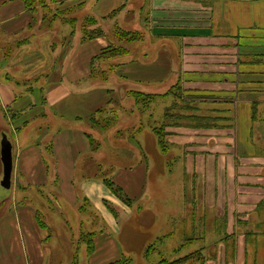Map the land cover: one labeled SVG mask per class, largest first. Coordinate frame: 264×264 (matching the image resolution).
I'll use <instances>...</instances> for the list:
<instances>
[{
	"label": "rangeland",
	"instance_id": "rangeland-1",
	"mask_svg": "<svg viewBox=\"0 0 264 264\" xmlns=\"http://www.w3.org/2000/svg\"><path fill=\"white\" fill-rule=\"evenodd\" d=\"M183 1L180 3H185V15L196 13L195 7L200 8L202 17L208 15L209 21L212 15L214 27L210 25L206 32L197 31L198 27L190 30L199 38L213 33L226 39L221 41L223 47L217 49L216 41L213 45L202 38L197 39L198 44L183 45L182 55L170 49L175 61H152L151 56L160 51L158 46L147 49L152 0H98V9L115 6L105 16L95 14L97 0H46L45 6L36 2V10L23 16L28 24L21 35L7 37L0 30V86L9 83L22 97L31 95L30 88L46 90L66 81L68 61L62 65V61L50 60L54 51L62 58L72 43L75 52L87 27L91 38H85L90 43L82 60L88 56L90 76L83 79L82 85L105 89L113 95L100 116L104 126L98 128L99 140L104 143L98 148L105 146L107 159L110 153L125 160L127 155L132 159L141 153L150 155L154 164L150 195L155 201L144 202L156 209L158 218H152L148 227L140 226L138 236L146 244L142 251L136 249L133 256L127 257L129 264H157L159 258L172 261L194 251L200 254L190 264H264V0ZM22 5L23 0H0V18L17 15ZM56 13L66 19L57 17L50 23ZM68 18H75L74 23ZM71 36L73 40L68 43ZM100 36L109 43L104 51L91 42ZM26 40L29 45L23 48ZM225 43L231 46L224 47ZM92 45L97 47L95 53ZM6 51L19 61H5ZM94 54L101 58L92 61ZM223 54H227V61H237L228 65V76H237L243 70L251 81L240 82L237 77L232 83L237 88L230 95L225 91L229 83L217 72L225 67L219 63ZM249 61L261 63L251 66ZM159 76L165 80L151 81ZM175 85L181 99L166 95ZM137 93L155 97L144 104ZM244 99L248 101L239 102ZM40 105L44 112L50 108L48 99ZM216 108L223 112H216ZM10 111L18 112L0 103V264L8 263L6 255L14 235L8 214L13 188L3 185L2 140L6 136L15 153V127L24 130L21 139L34 141L43 139L42 130L51 124V115L46 112L42 117L30 118L25 128L22 122L11 121ZM180 114L191 115L195 121L190 117L192 123H186ZM136 188L129 181L124 192ZM159 202H167L168 210ZM13 209L16 211L15 206ZM151 243L157 249L146 254ZM9 261L12 264L14 260Z\"/></svg>",
	"mask_w": 264,
	"mask_h": 264
},
{
	"label": "crops",
	"instance_id": "crops-1",
	"mask_svg": "<svg viewBox=\"0 0 264 264\" xmlns=\"http://www.w3.org/2000/svg\"><path fill=\"white\" fill-rule=\"evenodd\" d=\"M181 1L183 0H152L148 12L150 35L147 41H150V46L147 49L158 46L157 52L160 50L158 54L151 56L152 61H175L172 54L170 55V49L175 48L182 55L183 45L198 44L197 39L202 38L212 41L213 45L216 41L217 49L223 47L221 41L226 39L217 38L219 36L213 33H205L199 38V34L190 30L198 27L197 31L206 32L210 25L213 26L212 15L210 14L209 21V16L202 17L198 7L194 8L196 13L185 15V3H180ZM99 3L94 9L98 16H105L115 8L108 4L98 9ZM22 6L17 15L0 18L1 35L13 37L23 33L28 24L23 16L31 11L25 4ZM20 16L22 21L18 22ZM73 37L67 42H72ZM84 40L80 35V44L75 52L72 43L69 48H65L62 58V54L56 57L54 51V57L50 60L62 61V65L68 61L70 72L66 81L54 83L46 90L33 88L30 90L31 95L22 97L14 93L9 83L0 86L2 107L11 106L20 111L23 115L16 120L22 122V125L28 122L25 125L28 127L30 118L42 117L46 112L51 115V124L41 132H45L43 139H21L24 130L17 131L15 127L18 149L13 152V192L10 196L13 203L8 212L9 228H13L14 235L6 255L7 264H10L11 258L14 260L12 264L15 261L17 264H112L133 256L136 249L142 251L146 243L144 244L143 237L138 236L139 228L148 227L152 218L154 221L158 218L156 209L147 204L155 201L150 195V175L154 167L151 156L139 153L133 155L132 159L127 155L125 160L110 153L107 159L105 146L97 149L99 126H90V119L99 116L98 112L110 103L113 95L105 89L88 88L89 84L82 85L83 79L90 76L88 56L82 60L83 51H88L90 41ZM91 42L97 44L100 51L109 46L104 36L94 38ZM226 44L230 45L225 43L224 47ZM27 45L28 42L23 48ZM92 46L95 53L97 47ZM52 48H55L54 45ZM223 55L224 57H219V63L225 67L217 72L221 78L224 77L225 83H229L230 88H225V91L230 95L237 88L232 84L237 77L240 82L251 81H248L249 76L244 75L243 70H239L240 74L237 76H228V65H235L237 61H227V54ZM4 57L6 59L2 60L5 61H19L5 54ZM164 78L159 76L151 81L163 82ZM46 99L50 108L44 112L45 108L40 103H44ZM246 101L248 100H239L240 103ZM26 109H30L29 112H24ZM88 133L96 135L95 142H92ZM106 173L111 175L112 181L123 191L129 181L137 187L136 190L126 191L131 200L130 205L123 202L105 184L103 179ZM125 177L129 178L127 182ZM20 192L22 203L18 198ZM159 203L168 210L167 202ZM14 206L16 211L13 212ZM87 234H92V251H89L86 243L81 242L82 235Z\"/></svg>",
	"mask_w": 264,
	"mask_h": 264
},
{
	"label": "trees",
	"instance_id": "trees-1",
	"mask_svg": "<svg viewBox=\"0 0 264 264\" xmlns=\"http://www.w3.org/2000/svg\"><path fill=\"white\" fill-rule=\"evenodd\" d=\"M24 1V4H25V6H26V8L27 9H29V10H31V11H35L36 10V2H38V4L40 3L42 6H45V4H46V0H23ZM57 17H62L63 19H66V17L65 16H63V15H61V14H59V13H56V14H54L53 15V17L51 18V20H50V23L51 22H53L54 21V19L55 18H57ZM44 20H47L48 19V17L45 15L44 16ZM67 20H69L70 22H73L74 23V20H75V18H68ZM86 30L87 31H85L84 32V39L85 38H87V39H90L91 38V36L88 34L89 32H88V29H87V27H86ZM132 36H134V35H132ZM128 38V37H127ZM134 38V37H133ZM24 42H28L27 40L26 41H24ZM10 49L11 48H8L7 50H9L10 51ZM9 51H6L4 54L6 55V56H9V54H10V52ZM114 51V50H113ZM101 57L99 56V57H94L93 58V60L92 61H96V60H98V59H100ZM261 63V61H249V64L250 65H259ZM96 67H95V65H94V63H92V69H93V71H94V69H95ZM174 87V88H173ZM172 88L173 89H171L166 95H173V97H174V99H175V97L176 98H180V96L178 95V91H177V85H175V86H173ZM175 87H176V90H175ZM179 87V90H181V88H182V86L180 85V86H178ZM33 88H30V90H32ZM137 95V98L139 97V99H143L142 100V102L145 104H150V99L152 100V99H154V98H152V97H155L154 95H151V94H143V93H137L136 94ZM214 98H215V96H214ZM213 98V99H214ZM181 99V98H180ZM176 103H174L173 104V106H174V109L176 108ZM172 106V107H173ZM219 110V112H223V110L222 109H220V108H216V112ZM104 112H105V108L104 109H101L98 113H99V116L98 117H91V119H90V123L92 124V126H93V124H97L98 126H100L99 128H102L103 129V121H101V119H100V116L102 115V114H104ZM171 112V111H170ZM9 114V116H10V114H11V121H13V120H15V119H17V118H19V117H21L23 114L21 113V112H14V113H12L11 111L8 113ZM168 114H169V112H168ZM176 114V116H178V114L177 113H175ZM183 116L184 115H179V117H181V118H183ZM190 117H191V119H193V121H195V117L193 118L191 115H185L184 116V118H185V122L186 123H188V122H191L192 123V121L190 120ZM180 118V119H181ZM103 123V124H102ZM26 124H28V122H26L23 126H25ZM200 124H202V123H199V125ZM21 129V127H17L16 128V130L17 131H19ZM88 136L90 137V139H92V142H95L96 141V139H95V137L94 136H92L91 135V133H88ZM160 136V135H159ZM162 139H161V137H160V139H159V145L161 146L162 145V141H161ZM101 141L100 140H97L96 141V145H97V149H99L98 147L99 146H101ZM103 181L105 182V184L113 191V193L116 195V196H118L123 202H125L126 204H128V205H130V203H131V200L129 199V197L125 194V192L123 191V189L121 188V187H119V186H117L113 181H112V179H111V177H110V174L109 173H107V174H105V176H104V179H103ZM92 234H87V235H82V239H81V242H83V243H86L88 246H89V251H92L93 250V248H94V244H93V241H92ZM162 239V237L160 238V239H158V241L159 240H161ZM182 247H180L179 249H181ZM155 249H157V246L155 245V243H151V244H148L147 245V247H146V254L147 253H149L150 254V252H153ZM198 254H200V252H198V251H194V252H192V253H190V254H188V255H186V256H183V257H180V258H177V259H175V260H172V261H169L168 259H166V258H159V260L157 261V264H190V261L192 260V259H194L195 258V256L196 255H198ZM130 263V259H128V258H124V259H122L121 261H118V262H115V263H112V264H129ZM203 264H205V262H203Z\"/></svg>",
	"mask_w": 264,
	"mask_h": 264
},
{
	"label": "water",
	"instance_id": "water-1",
	"mask_svg": "<svg viewBox=\"0 0 264 264\" xmlns=\"http://www.w3.org/2000/svg\"><path fill=\"white\" fill-rule=\"evenodd\" d=\"M1 158L4 167V181L3 185L6 188H10L12 184V171H13V145L4 136L1 143Z\"/></svg>",
	"mask_w": 264,
	"mask_h": 264
}]
</instances>
